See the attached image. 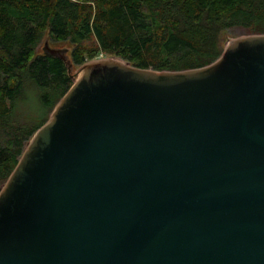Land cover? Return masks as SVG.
<instances>
[{
  "label": "water",
  "instance_id": "obj_1",
  "mask_svg": "<svg viewBox=\"0 0 264 264\" xmlns=\"http://www.w3.org/2000/svg\"><path fill=\"white\" fill-rule=\"evenodd\" d=\"M0 264H264V35L81 66L0 191Z\"/></svg>",
  "mask_w": 264,
  "mask_h": 264
},
{
  "label": "trees",
  "instance_id": "obj_2",
  "mask_svg": "<svg viewBox=\"0 0 264 264\" xmlns=\"http://www.w3.org/2000/svg\"><path fill=\"white\" fill-rule=\"evenodd\" d=\"M233 32L264 35V0H0V191L74 84L38 51L45 38L70 47L73 67L109 55L180 72L217 61Z\"/></svg>",
  "mask_w": 264,
  "mask_h": 264
},
{
  "label": "rangeland",
  "instance_id": "obj_3",
  "mask_svg": "<svg viewBox=\"0 0 264 264\" xmlns=\"http://www.w3.org/2000/svg\"><path fill=\"white\" fill-rule=\"evenodd\" d=\"M243 35H241L239 32H233L232 34H227L226 35V47H227V45L232 41V40H234V37L235 38H240V37H242ZM245 36V35H244ZM46 44H49V46L51 47V48H54V49H63V48H66V49H68L69 51H68V56L70 55V47L68 46V45H66V44H61V43H55V42H53V41H51L50 39H48V38H45L44 40H43V42L39 45V48H38V51L40 52V53H43V49H44V45H46ZM225 47V48H226ZM103 58H111L109 55H100L99 57H98V59H95V60H99V59H103ZM80 67L81 66H74L73 68H72V71H73V75L75 76V78H77V72H78V70L80 69ZM29 96V99L31 100V97H30V94L28 95Z\"/></svg>",
  "mask_w": 264,
  "mask_h": 264
}]
</instances>
